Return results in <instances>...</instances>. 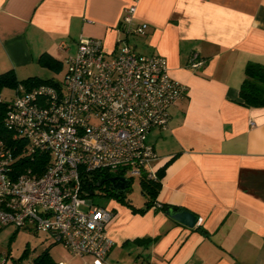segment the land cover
<instances>
[{
	"label": "crops",
	"instance_id": "obj_1",
	"mask_svg": "<svg viewBox=\"0 0 264 264\" xmlns=\"http://www.w3.org/2000/svg\"><path fill=\"white\" fill-rule=\"evenodd\" d=\"M132 4L134 20L148 24L144 35L119 28ZM81 35L101 38L109 52L126 41L162 55L188 88L170 108L169 128L153 129L148 142L158 156L151 169L162 174L156 203L199 221L188 227L157 204L137 212L146 201L114 197L106 230L115 245L104 264H264V107L239 102L246 64H264V0H0V73L44 78L40 57L63 63L58 44L74 54ZM194 53L203 60L197 69ZM43 235L55 263L70 264Z\"/></svg>",
	"mask_w": 264,
	"mask_h": 264
},
{
	"label": "built area",
	"instance_id": "obj_2",
	"mask_svg": "<svg viewBox=\"0 0 264 264\" xmlns=\"http://www.w3.org/2000/svg\"><path fill=\"white\" fill-rule=\"evenodd\" d=\"M136 10V4L125 9L119 27L125 36L147 32V23L134 20ZM58 47L67 53L64 82L20 84L8 104L11 140L0 138V222L52 234L71 254L92 256L86 264H104L115 245L106 230L114 211L90 200L85 185H95L99 174L156 179L151 163L158 156L148 135L169 128L170 108L188 88L170 75L166 57L141 54L126 41L116 52L84 35L74 54L66 41ZM202 64L194 53L190 67ZM38 156L43 168L21 166L24 158L39 163ZM8 261L0 254V264Z\"/></svg>",
	"mask_w": 264,
	"mask_h": 264
},
{
	"label": "trees",
	"instance_id": "obj_3",
	"mask_svg": "<svg viewBox=\"0 0 264 264\" xmlns=\"http://www.w3.org/2000/svg\"><path fill=\"white\" fill-rule=\"evenodd\" d=\"M40 63L50 69L58 68L61 65V62L51 58L48 54H43L40 57ZM61 82L52 78H42L39 76H30L25 79H19L17 73L14 69L7 70L5 72L0 73V138H4L9 142L10 139V130L5 125V116L8 109V104L10 101H6L1 97V90L4 87H11V88H18L20 84H23L27 88H32L33 86L41 85V84H52V85H59ZM239 102L247 107H264V64L249 61L245 67V78L241 84L240 92H239ZM24 163H21V166L29 162L27 165H32L36 167H42L44 162H41L39 156L37 160H34L39 163H32L30 159L24 158ZM41 163V164H40ZM156 179H148L146 177H142L141 185L143 187V193L146 196V205L145 207H134V211L137 212H145L146 210L150 209L151 207L155 206L157 194L161 187V172H157ZM99 176V177H98ZM96 179L95 185L86 184L85 188L87 192H89V196H91V192H94V188L97 187L98 183L102 180H110L112 176L109 174H105L102 176L99 174ZM132 179V178H131ZM130 179V180H131ZM108 192V195L112 197H116L118 199L123 200L120 196H117L114 192ZM130 204V203H129ZM132 205V204H131ZM167 207V206H166ZM162 206V208H166ZM169 207V206H168ZM21 261L20 259L15 261L14 264H19ZM34 264H56L55 261L52 259L50 248H46L38 256L33 260Z\"/></svg>",
	"mask_w": 264,
	"mask_h": 264
},
{
	"label": "rangeland",
	"instance_id": "obj_4",
	"mask_svg": "<svg viewBox=\"0 0 264 264\" xmlns=\"http://www.w3.org/2000/svg\"><path fill=\"white\" fill-rule=\"evenodd\" d=\"M67 70L68 65L63 61L58 68H47V75L43 77H53L55 80L62 83L66 78ZM16 94V88L4 87L1 90V97L6 101L14 99ZM121 197L124 202L128 204L132 203L141 205L146 201L140 177H134L131 179L130 186L120 198ZM113 198L114 197L108 195V192L105 189H100L98 187L95 188L94 195L90 196V200L94 203L102 204L104 206L108 205ZM44 240L43 233L36 232L34 229L17 228L14 225H4L0 222V254H8V264H14V262L19 259L22 263H28L29 261L34 260L39 253L48 247L50 248V243L47 241L44 242ZM54 253L57 257H64L69 260L70 264L83 263L81 256L71 254L62 243H58Z\"/></svg>",
	"mask_w": 264,
	"mask_h": 264
},
{
	"label": "water",
	"instance_id": "obj_5",
	"mask_svg": "<svg viewBox=\"0 0 264 264\" xmlns=\"http://www.w3.org/2000/svg\"><path fill=\"white\" fill-rule=\"evenodd\" d=\"M110 181L112 182L113 191L117 196H122L131 183L130 179L122 176L111 177ZM101 184L102 182H99L98 186ZM91 195H94L93 191L91 192ZM165 213L172 219L188 227L196 226L199 221V216L197 214L184 208L169 206L165 208Z\"/></svg>",
	"mask_w": 264,
	"mask_h": 264
},
{
	"label": "flooded vegetation",
	"instance_id": "obj_6",
	"mask_svg": "<svg viewBox=\"0 0 264 264\" xmlns=\"http://www.w3.org/2000/svg\"><path fill=\"white\" fill-rule=\"evenodd\" d=\"M101 182L102 184L100 186L97 185L98 188L105 189L106 191L108 190L109 192H114L112 188V182L110 180L105 179V180H102Z\"/></svg>",
	"mask_w": 264,
	"mask_h": 264
}]
</instances>
